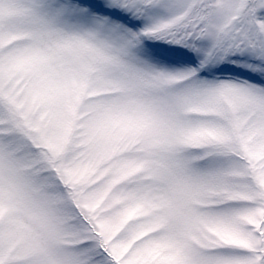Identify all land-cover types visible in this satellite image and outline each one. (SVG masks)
Segmentation results:
<instances>
[{"label":"snow or ice","instance_id":"snow-or-ice-1","mask_svg":"<svg viewBox=\"0 0 264 264\" xmlns=\"http://www.w3.org/2000/svg\"><path fill=\"white\" fill-rule=\"evenodd\" d=\"M0 264H264V0H0Z\"/></svg>","mask_w":264,"mask_h":264}]
</instances>
